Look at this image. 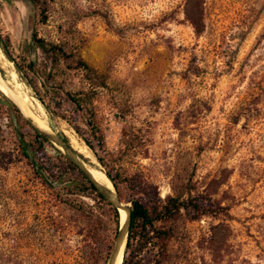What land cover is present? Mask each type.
<instances>
[{
	"label": "rangeland",
	"instance_id": "rangeland-1",
	"mask_svg": "<svg viewBox=\"0 0 264 264\" xmlns=\"http://www.w3.org/2000/svg\"><path fill=\"white\" fill-rule=\"evenodd\" d=\"M200 1L197 37L185 0H53L44 24L22 0H0V78L19 101L12 89L32 99L10 122L0 90V264H88L91 237L111 224L58 147L47 142L39 151L22 123L38 118L85 166L102 170L71 142L84 146L83 110L62 93H43L38 76L27 74L32 88L16 72L14 64L24 69L30 60L40 69L31 31L46 41L70 38L104 77L94 107L119 202L144 194L198 205L170 225L173 264H264V0ZM63 79L65 88L80 87L75 74Z\"/></svg>",
	"mask_w": 264,
	"mask_h": 264
},
{
	"label": "trees",
	"instance_id": "trees-1",
	"mask_svg": "<svg viewBox=\"0 0 264 264\" xmlns=\"http://www.w3.org/2000/svg\"><path fill=\"white\" fill-rule=\"evenodd\" d=\"M30 6L33 15L37 18L39 24H44L48 17V10L53 0H22ZM97 13V12H96ZM184 18L191 25L195 36H199L203 31L201 24L202 8L200 0H185L183 9ZM30 44L37 49L42 57L40 69L35 67L34 61H29L25 68H18L16 64V72L21 75L23 81L30 87L33 85L27 78L29 73L31 76L39 77V88L43 93L53 92L56 94L62 93L65 99L74 106L75 109L84 112V125L87 138L80 136L84 146L91 152L95 161L102 168L99 172L110 182L117 197L120 195L117 192V184L119 174H112L110 169H105L107 166L106 153L103 144V135L100 128L98 114L95 111L94 102L98 98L102 90L107 89L104 77L99 74L91 65L85 62L78 53V46L75 42H71L70 38L62 37L58 42L46 41L38 38L34 31H31L28 36ZM7 56V52L3 50ZM8 57V56H7ZM14 63V62H13ZM75 74L79 76L80 87L77 89H68L64 87V75ZM42 107L49 113H52L50 104L45 102L41 95L35 94ZM7 113L12 121L13 113L17 115L16 108L10 102H7ZM56 103L53 102V108ZM23 124L28 126L24 120ZM29 127V126H28ZM32 132L31 142L39 147L42 152L43 145L47 143L46 139L40 136L31 127ZM75 133H78L76 127H73ZM134 134H125L123 147L128 150L133 148L132 141ZM129 138V139H128ZM22 146H20L21 156L26 160H32V156L27 149L28 144L24 142L22 136L18 138ZM62 142L68 146L65 138ZM65 169L76 172L84 180L82 189L89 190L107 208L110 214L111 224L105 226V234L91 237V245L84 251L82 259L88 264H105L112 248L114 238L117 233L119 213L116 211L98 192L88 183L77 168L69 161L64 159ZM81 187L77 182H72L73 188ZM141 197V198H140ZM128 225L127 237L122 253L121 264H173L169 252V242L172 237L170 225L176 220L181 210H190L197 212L199 207L193 200L187 198L181 200L180 197L165 198L160 200L157 197L132 196L128 200ZM77 208V211L80 208ZM201 215V214H199Z\"/></svg>",
	"mask_w": 264,
	"mask_h": 264
},
{
	"label": "water",
	"instance_id": "water-1",
	"mask_svg": "<svg viewBox=\"0 0 264 264\" xmlns=\"http://www.w3.org/2000/svg\"><path fill=\"white\" fill-rule=\"evenodd\" d=\"M0 87L3 88L4 94L6 95L8 101L14 105V107L21 112L22 115L23 111L21 110V107L18 104V99L13 95V93L9 90V88L4 84L3 80L0 78ZM24 120L28 123V125L35 130L40 136H42L44 139H46L47 142L53 143L58 147V150L61 151V153L64 155V157L71 162L77 170L82 174V176L88 181L90 185H92L97 192L116 210L122 209L124 210L126 214V220L123 224L119 225L117 228V233L114 238L111 251L109 253V256L107 258L106 264H115L116 257L118 255L119 249L121 244L124 245L126 242L127 237V225H128V207L123 204H121L118 200V198L115 196L113 192V188L111 191L104 188L102 185L97 183L89 174L88 169L85 167V165L77 158V156L55 135L48 132L45 129L39 128L33 121H31L29 118H24ZM118 213V212H117ZM123 253V252H122Z\"/></svg>",
	"mask_w": 264,
	"mask_h": 264
},
{
	"label": "bare ground",
	"instance_id": "bare-ground-1",
	"mask_svg": "<svg viewBox=\"0 0 264 264\" xmlns=\"http://www.w3.org/2000/svg\"><path fill=\"white\" fill-rule=\"evenodd\" d=\"M11 75V74H10ZM9 75V76H10ZM11 78L15 80V75L14 73H12ZM5 84L10 87L6 81H4ZM12 89V88H11ZM0 90L4 93L3 88L0 87ZM15 94L21 99V101L18 100V104L19 106L22 105V103H25L27 105H29V97L23 95L22 93H20L19 91L12 89ZM24 91V90H23ZM28 95V94H27ZM32 100V99H31ZM30 100V101H31ZM21 107V106H20ZM23 108V107H22ZM27 111V109H26ZM30 114V113H29ZM31 116V115H30ZM34 123L41 129H46L45 125L37 118L35 119ZM72 144L74 145V147L76 148V150L83 156L87 157V152H86V148L85 146H79L77 144V142L75 140H71ZM81 161V160H80ZM88 169L89 174L91 175V177L100 185H102L104 188H106L107 190L111 191L112 186L110 184V182L107 180V178L103 175V173H100L98 171L93 170L91 167L85 166ZM120 211V213H119ZM119 220L118 223L119 225L123 224L126 220V214L124 212V210L119 208ZM128 233V232H127ZM122 252H123V245L121 244L118 255L116 257V261L115 264H121L122 261Z\"/></svg>",
	"mask_w": 264,
	"mask_h": 264
}]
</instances>
